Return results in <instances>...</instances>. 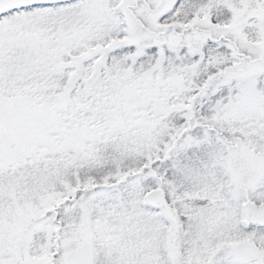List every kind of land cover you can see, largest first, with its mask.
Wrapping results in <instances>:
<instances>
[{
  "label": "snow or ice",
  "instance_id": "6c2138e0",
  "mask_svg": "<svg viewBox=\"0 0 264 264\" xmlns=\"http://www.w3.org/2000/svg\"><path fill=\"white\" fill-rule=\"evenodd\" d=\"M0 264H264V0H0Z\"/></svg>",
  "mask_w": 264,
  "mask_h": 264
}]
</instances>
